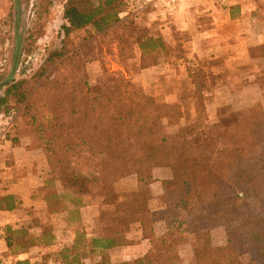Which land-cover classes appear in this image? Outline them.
Segmentation results:
<instances>
[{"label": "trees", "instance_id": "trees-1", "mask_svg": "<svg viewBox=\"0 0 264 264\" xmlns=\"http://www.w3.org/2000/svg\"><path fill=\"white\" fill-rule=\"evenodd\" d=\"M124 9V0H65L63 39L89 26L104 32L122 21L119 13ZM131 38L130 49L132 54L139 51L140 68L156 64L172 49L160 35ZM66 53L65 45L50 53L35 78ZM72 69L67 72L71 80L64 74L51 87L41 85L30 96L22 88L25 80L12 81L0 99V110L9 96L16 104L24 103L10 128L14 132L9 130L6 139L14 144L29 139L28 146L42 152L48 174L56 176L46 186L48 205L68 207L72 220L86 202L114 205L117 184L130 179V206L115 210L113 217L125 215L129 225L140 222L151 247L133 262H113L104 252L99 261L88 264H180L179 247L188 242L195 248V264H245L241 250L249 257L247 264H264V111L260 103L251 100L254 105L244 112L230 108L232 120L218 134L193 144L190 135L208 131L210 123L200 98L203 89L210 88L212 75L203 68L188 67L196 119L178 126L172 136L164 128L179 124L183 117L179 104L158 100L155 92L135 88L122 76L114 79L115 88L93 95L80 69ZM124 82L132 88H121ZM161 166L170 167L173 177L163 206L150 211L144 188L154 181V168ZM3 200L7 208L17 205L13 196ZM112 218H99L104 223L102 237L91 240L92 248L106 250L126 242L124 232L113 228ZM155 221L166 225L158 237L152 231ZM217 227L224 229V244L212 241L211 231ZM92 248L80 238L71 248L59 251L61 263L84 264L81 259Z\"/></svg>", "mask_w": 264, "mask_h": 264}, {"label": "crops", "instance_id": "crops-1", "mask_svg": "<svg viewBox=\"0 0 264 264\" xmlns=\"http://www.w3.org/2000/svg\"><path fill=\"white\" fill-rule=\"evenodd\" d=\"M138 1L130 0V8L125 12L130 18L143 20L155 30L154 35L162 36L172 45L176 43L174 32L188 34L186 43L190 48L183 53L184 56L163 55L156 64L139 67L130 74L131 82L155 92L154 95L163 101L174 102L178 99L172 96L171 88H194L188 67H198L201 62L219 63L214 72L209 69V74L216 78V82L211 81L210 88L228 91H231L229 88H243L242 93L257 88L259 93L255 101L262 100L264 0H182L171 12L151 5L140 8ZM135 51L138 58L135 57L134 61L137 62L139 51ZM28 143L22 138L17 144L6 138L0 140L1 264H62L60 250L71 248L80 238L83 244L92 248L91 240L102 237L99 218H102L103 205L100 201L86 202L79 208L75 220H72L68 207H50L46 197L50 175L44 156ZM155 169L168 171L167 168ZM155 169L151 186L171 176H158ZM54 185L60 187L57 180ZM5 196H13L17 205L7 208L3 200ZM155 201L150 199V211L160 208ZM108 217L110 215L104 218ZM152 231L156 237L163 235L165 222L155 221ZM123 236L126 239L123 244L106 250L93 247L91 253L81 259L82 263L99 261L104 252L114 261L133 262L151 247L149 235L144 233L138 221H130V230ZM179 251L182 259L181 249ZM185 264H194V260Z\"/></svg>", "mask_w": 264, "mask_h": 264}, {"label": "rangeland", "instance_id": "rangeland-1", "mask_svg": "<svg viewBox=\"0 0 264 264\" xmlns=\"http://www.w3.org/2000/svg\"><path fill=\"white\" fill-rule=\"evenodd\" d=\"M64 2L65 0H20L21 14L18 26L16 27L18 18L16 0H0V83L7 79L10 74L18 40H20V50L16 64L17 68L8 84L12 81L25 80L22 88L27 89L28 96L36 88H40L41 85L43 87H51L52 82L64 74H66L68 81L71 80L67 72L74 71L72 67L80 69V73L85 77L88 88H91L93 95L106 91L109 88H115L116 83L114 79L118 76L131 81L130 74L133 71H137L140 67L139 60L137 59V62L134 61V58H138V56L135 52L132 54L130 49L131 36L143 38L147 35H154L155 30L148 27L143 20L130 18V14L125 13L130 8V0H124L125 9L122 11L123 13H119V16L122 18L120 23L113 25L104 32H96L91 26L78 29L65 39H63L61 30V26L64 23L62 17ZM173 35L176 43L171 44L172 49L167 56H184L183 53L188 52L190 48L186 43L189 39L188 34L179 31L174 32ZM168 40L170 42L173 41L171 37ZM63 45L67 48V53L54 63L47 65L42 75L39 78H35L36 73L40 71L42 64L49 54L55 50H59ZM71 56L75 58L71 59ZM170 60L169 62H171ZM218 65L219 63L206 64V62H201L198 67L203 68L209 73V69L214 72L215 67H218ZM221 76H223V73ZM261 79L264 86V75ZM212 80L216 82L215 75L211 77ZM66 83L68 84L69 82ZM8 84L0 88V99L4 97V91ZM136 87L139 88L140 86L135 84ZM121 88L132 87H127V84L124 82L121 83ZM171 89H173L172 96L178 99V101L172 103L179 104L183 111V117L178 125L170 124L164 128V131L172 136L178 126L194 121L196 119V112L192 88ZM229 89L231 90L230 94L224 92L223 88L203 89L200 99L205 104L210 123L207 128L208 131H197L190 135L189 138L193 144L207 140L215 133L218 134L223 129L226 121L232 120L233 114H230V108L238 112H244L251 105H254V102L252 104L251 102L258 98L256 93L240 92L243 88ZM156 91L158 92V89ZM262 92L263 98L262 100H258V102L264 111V88H262ZM156 98L162 101L159 96H156ZM23 105L24 103L16 104L15 99L9 96L5 107L15 110L16 115H18ZM5 107H2L0 113H6L3 109ZM9 132L11 134L14 132V129ZM27 140L29 141V139ZM157 168H167L168 170L161 171L154 168L158 176L164 177L166 174H170L171 176L165 177L166 179H162L160 183L153 186L147 185L144 188V193L149 198V202L150 199H155V202H158L161 207V205L163 206L165 191H169L167 189L169 187L168 182L172 180L173 173L170 167L161 166ZM50 178L55 179L56 176L52 174ZM116 188L118 191L116 202L114 205L102 206V218L108 215L112 218L115 210L130 206V179L117 184ZM111 221L114 229H118L124 233L130 230L129 220L125 215H120L119 218L113 217ZM99 226H104V223L101 222ZM211 237L213 243L224 244V229L222 227L212 229ZM180 247H182L179 248V250L181 249L182 256V259L180 257V264L193 261L194 245L188 242L182 244ZM240 256L242 262L247 264L249 257L245 250L240 251ZM110 260L115 262L111 258Z\"/></svg>", "mask_w": 264, "mask_h": 264}, {"label": "built area", "instance_id": "built-area-1", "mask_svg": "<svg viewBox=\"0 0 264 264\" xmlns=\"http://www.w3.org/2000/svg\"><path fill=\"white\" fill-rule=\"evenodd\" d=\"M182 0H139L137 5L140 8H145L148 5L156 9H163L168 12L173 11ZM15 110H10L6 113H0V140H4L6 138V134L10 130L15 118H16ZM1 264V260H0Z\"/></svg>", "mask_w": 264, "mask_h": 264}, {"label": "water", "instance_id": "water-1", "mask_svg": "<svg viewBox=\"0 0 264 264\" xmlns=\"http://www.w3.org/2000/svg\"><path fill=\"white\" fill-rule=\"evenodd\" d=\"M16 5H17V9L16 10H17V15H18L17 23H16V27H17L18 23H19V19H20V14H21V12H20V0H16ZM19 50H20V40H18L17 45H16L14 62H13L10 74H9L7 79H5L3 82L0 83V88L6 86L8 84V82L11 80L12 76L14 75V73L16 71V68H17V65H16L17 64V60L19 58Z\"/></svg>", "mask_w": 264, "mask_h": 264}]
</instances>
